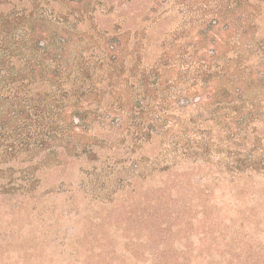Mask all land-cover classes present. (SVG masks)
Returning <instances> with one entry per match:
<instances>
[{
    "label": "trees",
    "instance_id": "1",
    "mask_svg": "<svg viewBox=\"0 0 264 264\" xmlns=\"http://www.w3.org/2000/svg\"><path fill=\"white\" fill-rule=\"evenodd\" d=\"M237 4L244 5L243 10L249 7L246 0L153 3L151 13L162 9V14L147 17L146 22L164 32L165 44L158 62L147 65L133 63L132 52L125 48L131 26L120 24L113 35H106L100 21L92 17L94 4L84 12L82 0H0V164L29 158L33 163L26 169L37 170L34 165L41 167L42 159L94 154L92 148L100 138L105 148L113 144L110 150L122 146L130 154L118 161L107 158L103 168L86 173V187H80L90 195L102 187L101 178H110L114 194L127 196L120 205L125 211L117 215L115 225L122 251L146 264H192L195 260L214 264L215 257L225 264L234 262L230 260L242 252V243L226 232L236 228L235 220L223 224L197 192L191 191L187 198L184 174L170 169L190 161L199 173L214 170L220 177L226 173L231 182L244 172L263 169L259 134L253 135L254 129L247 127L258 116L261 81L248 71L245 61L227 59L222 50L223 36L234 32L230 18L241 22V36L253 24L255 6L242 14ZM87 14L93 29L88 38L81 29ZM170 15L181 17L167 31ZM144 32L146 27L141 25L135 53L143 51ZM254 35L245 44L246 53L260 49L257 40L252 42ZM98 37L105 39L104 48L87 46L99 44ZM168 37L193 43L174 47L166 44ZM193 58L197 63L191 67L169 63ZM191 69L195 73L190 77ZM107 97L110 101L101 105ZM96 130L118 133L119 139L111 134L110 139L98 137ZM145 146L152 159L140 152ZM135 153L136 158H131ZM213 154L221 156L217 162L211 159ZM149 170L167 171V176L139 210L135 204L138 181ZM22 181L27 184L19 189L26 195L32 179ZM11 184L4 187H14ZM87 236V243H97L100 252L94 260L85 256L78 264L128 260L116 255L108 241Z\"/></svg>",
    "mask_w": 264,
    "mask_h": 264
},
{
    "label": "rangeland",
    "instance_id": "2",
    "mask_svg": "<svg viewBox=\"0 0 264 264\" xmlns=\"http://www.w3.org/2000/svg\"><path fill=\"white\" fill-rule=\"evenodd\" d=\"M156 1L160 0H82V6L85 12L91 10L94 4L92 17H95V21L96 19L100 21V30L104 29L108 36L113 35L119 26L129 24L131 34L127 38L125 48L128 53L132 52V62L152 65L158 62L165 44L164 32H159L156 27L150 26V22H146L147 17L158 18L162 14V9H156L151 13L150 9ZM246 2L249 4L248 8L245 6L243 10L244 5L237 4L236 10L243 14L250 11V5L255 6L253 24L250 25L247 35L241 36V22L233 17L230 18L234 32L227 37L223 36L222 50L226 52L227 59H234L236 62L245 61L244 65L248 71L257 75L261 81L263 92L257 95L258 116L254 121L249 122L247 127L254 129L253 135L259 134L257 144L264 149V0H246ZM52 3L59 6L55 2ZM89 15L85 16L81 25L87 38L93 31ZM175 16L168 17L167 31H172L180 21L181 16L179 19ZM141 25L146 27L141 43L143 51L135 53L138 36L142 35L141 33L137 35ZM222 26L219 25L221 28ZM252 33L255 34L252 42L257 40L260 45L258 53L255 54L245 52V44L251 42ZM98 38L99 44L87 46L95 49L104 48L105 39ZM165 42L174 47H189L193 43L192 40L184 41L177 38L173 41L172 37H168ZM188 51L191 52V49L188 48ZM196 60V58L188 61L172 59L169 63L176 62L184 67H191L197 63ZM193 73L195 72L191 69L190 77L194 75ZM190 83L192 85L193 79ZM107 98L108 100H102L101 105L110 101L111 98ZM104 106L107 108V103ZM184 119L190 120V117L186 116ZM96 134L98 137L102 135L110 139L111 133H106V130H96ZM111 136L113 139H119L118 133L114 132ZM102 143L103 139L100 138L92 148L95 155L86 153L81 156L42 159L41 167L34 165L37 170L26 169L33 163L28 162L29 158L0 164V169L7 168L0 171V264H78V261L85 256L92 261L100 249L97 243L93 245L87 243L90 239L87 235L108 241L110 248L114 247L116 255L128 258L124 264H146L143 259L142 262L134 261L120 247L122 240L116 231V217L121 211H125L120 205L126 203L127 196L123 192L114 194V186L110 178H101L99 184L102 187L94 190L93 194L88 195L80 191V187H83L88 179L86 173L103 168L107 158L118 161L116 159H123L130 154L129 150L126 151L122 146L117 148L114 144L116 148L110 150L113 144L108 143L105 148ZM218 146L219 149H223L221 144ZM149 150L150 148L148 151L146 148L140 152L147 153L152 159L153 155ZM136 154H131V158H136ZM261 154L260 158L264 165V152ZM220 157L213 154L211 159L217 162ZM35 159L37 158L33 161ZM170 171L184 174L182 181L187 183L183 188L185 196L190 195L191 191L197 192L203 203L212 210L211 213L223 224H229L230 219L235 220L236 228H229L226 233L242 243V252L235 253L234 259L230 260L234 262L230 264H264V166L256 172H244L243 177L232 182L228 175H225L226 173L221 177L214 170L199 173L190 161H185L182 166L173 167ZM166 174L167 171L149 170L144 180L139 179L136 208L140 210L147 206L152 193L162 187L161 183L166 180ZM29 177L32 182L28 193L22 195L19 186L22 183L27 184L22 179ZM9 182L14 187H4ZM192 240L195 242V237H192ZM83 247L91 250L85 252ZM175 247L180 248L178 244ZM215 260L214 264H225L220 257H215ZM192 264L204 263L195 260Z\"/></svg>",
    "mask_w": 264,
    "mask_h": 264
}]
</instances>
